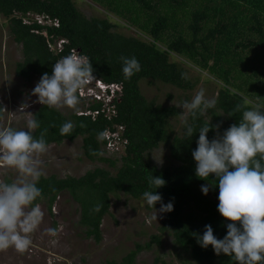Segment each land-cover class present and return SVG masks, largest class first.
<instances>
[{
	"label": "trees",
	"instance_id": "trees-1",
	"mask_svg": "<svg viewBox=\"0 0 264 264\" xmlns=\"http://www.w3.org/2000/svg\"><path fill=\"white\" fill-rule=\"evenodd\" d=\"M85 1L100 7L105 16L86 17L76 0H0V18L6 20L9 35L22 47L23 58L15 64L17 77L30 81L33 76L51 75L56 61L78 50L90 58L95 79L116 90L111 97L90 98L80 114L64 115L42 104L33 112L39 121L33 130L35 137L48 129V146L81 138L83 156L107 166L80 177L43 175L37 186L43 190L44 199L36 203H45L51 214L56 199L68 194L79 205L78 225L85 237L98 243L102 219L110 213L111 195L124 193L141 200L151 211L143 192L155 190L164 204L173 203V210L163 214L159 234L151 235L143 244L135 243L119 261L106 259L103 264H135L141 251L160 246L161 234L171 236L195 264H235L224 254L216 255L210 245L202 248L197 243L206 225L223 239L229 223L217 211L218 180L213 175L201 180L195 174L192 152L197 147L199 127L208 116L194 122L188 117L196 128L191 138L184 136V124L176 134L171 120L179 117L181 110L148 99L141 86L160 83L191 91L200 79L192 80L189 69L206 72L210 76L207 80L217 86L213 97L217 106L207 114L211 126L219 125L218 131L207 133V138L211 141L231 125H238L243 110L264 105V0ZM29 14L57 21V26L25 24L23 19ZM122 29L132 33L126 35ZM57 40L65 41L59 54L50 50ZM121 56H134L141 65V71L131 79L124 78ZM236 105L243 106L241 112L229 116ZM2 116L0 111V119ZM67 121L76 127L65 137L60 135V127ZM107 132L118 135L119 143L124 144L122 150L106 149ZM160 146L167 148L174 166L149 163V153ZM151 176L161 177L165 186L155 189L149 184ZM5 181L11 182L8 178ZM205 184L213 185L207 195L201 192ZM97 205L100 210L93 211ZM160 206L157 203L154 207ZM158 263L164 264L160 258L152 264Z\"/></svg>",
	"mask_w": 264,
	"mask_h": 264
},
{
	"label": "clouds",
	"instance_id": "clouds-1",
	"mask_svg": "<svg viewBox=\"0 0 264 264\" xmlns=\"http://www.w3.org/2000/svg\"><path fill=\"white\" fill-rule=\"evenodd\" d=\"M25 19L23 21L28 25L35 22L42 26H57V21L44 16L29 14ZM41 34L46 37L45 32ZM64 43L63 40H57L50 48L59 54ZM119 59L126 80L141 71L136 57L121 56ZM93 72L90 58L73 50L55 62L51 75L44 73L41 76L31 95L38 97L37 102L49 108L76 109L85 86L95 83L97 91L91 94L87 92L88 97H111L115 87L101 84ZM108 90L109 94L106 93ZM216 106L217 100L206 98L203 88L190 102L184 101L179 105L183 109L184 136L191 138L196 132L195 124L189 123V116L194 122L200 116H207L208 111ZM27 107L28 104L22 103L18 113L25 114ZM242 107L236 105L229 116L241 112ZM261 109H264V105L257 104L243 110L238 125H231L222 136L218 135L211 141L207 133L218 131L219 125L211 126L209 117L199 127L197 147L192 152L197 178L207 180L213 175L218 180L217 211L229 222L223 239H218L211 225H206L197 243L202 248L210 245L216 255L224 254L235 264H264V112ZM27 115L31 117L27 121L28 130L0 128V167L13 169L17 173V178L11 182L0 179V252L9 248L20 253L26 252L32 244L31 234L37 230L44 216L36 201L44 199L43 190L37 185L44 175L43 161L39 157L48 151L45 140L48 129H44L38 138L35 137L33 130L39 127V121L34 115ZM75 127L73 122H65L60 127V135L70 136ZM149 184L157 189L165 186L166 181L151 176ZM212 186L202 185V194L207 195ZM143 199L153 209L150 222H156L158 213L173 210V203L164 204L161 195L156 194L155 190L144 191ZM157 203L161 205L158 212L154 207ZM100 207L97 205L93 211H99ZM47 233L53 237L57 234L51 228L47 229Z\"/></svg>",
	"mask_w": 264,
	"mask_h": 264
},
{
	"label": "rangeland",
	"instance_id": "rangeland-1",
	"mask_svg": "<svg viewBox=\"0 0 264 264\" xmlns=\"http://www.w3.org/2000/svg\"><path fill=\"white\" fill-rule=\"evenodd\" d=\"M76 4L86 17L105 16L103 10L93 3L76 0ZM121 32L126 35L132 33L124 29ZM22 58L21 45L13 41L9 35L6 20L0 18V102L4 110L0 119V128L28 130L27 121L31 117L27 114L33 115L36 108L41 105L37 102L38 97L31 95L40 77L33 76L30 81H26L15 75V64ZM171 59L174 60V57L171 56ZM188 73L192 80L197 77L200 79L191 91L183 92L160 83L155 86L143 83L141 91L148 99H155L159 104L176 107L184 101L190 102L201 88L205 90L206 98L212 99L216 95L217 86L207 80L210 76L206 72L198 73L194 69H189ZM84 90L80 93V102L76 109L63 107L58 110L64 115L84 112L88 106V100L93 97H88L86 93L91 94L97 91V88L95 83H91L85 86ZM168 95L171 96L170 99L167 98ZM22 103L29 105L24 110L25 114L18 113ZM178 108L182 114L183 109ZM207 116L209 118L208 114ZM171 121L172 129L178 134L183 126L181 115ZM118 148L121 150L122 146L119 145ZM109 155L107 153L105 156L109 157ZM39 159L43 161L44 176L53 174L59 178L80 177L96 167L107 168L105 164L89 161L83 156L81 138L73 142L64 141L59 145L51 144L48 146V151ZM147 160L157 167L174 166L165 146L150 152ZM6 178L13 181L17 178V173L13 169L0 167V179ZM40 207L44 213L43 220L37 230L31 234L32 244L29 249L23 253L15 251L14 248L0 252V264H103L106 259L119 261L134 249L135 243L143 244L151 235L159 234L158 228L163 218V214L158 213L156 222H150L149 218L153 210L147 211L144 202L135 200L124 193L111 195L110 213L102 219L101 240L96 243L93 239L86 238L82 228L79 227V205L68 194H61L56 199L51 208V214L45 203H40ZM159 208H156L157 212ZM50 228L56 230V236L53 237L47 233V229ZM156 258H160L164 264H195L190 261L187 252L173 243L172 237L168 234H161L160 246L154 245L151 250L137 254L135 264H152Z\"/></svg>",
	"mask_w": 264,
	"mask_h": 264
},
{
	"label": "built area",
	"instance_id": "built-area-1",
	"mask_svg": "<svg viewBox=\"0 0 264 264\" xmlns=\"http://www.w3.org/2000/svg\"><path fill=\"white\" fill-rule=\"evenodd\" d=\"M111 137L116 138L114 141H111ZM105 138L108 140V143L106 145L107 150L116 151L119 150L118 146L120 145L119 139L115 134H109L108 132L105 134ZM124 145V144H123ZM122 145V146H123Z\"/></svg>",
	"mask_w": 264,
	"mask_h": 264
},
{
	"label": "bare ground",
	"instance_id": "bare-ground-1",
	"mask_svg": "<svg viewBox=\"0 0 264 264\" xmlns=\"http://www.w3.org/2000/svg\"><path fill=\"white\" fill-rule=\"evenodd\" d=\"M102 84V82H100ZM116 91V90H115ZM116 93V92H115ZM113 95V94H112Z\"/></svg>",
	"mask_w": 264,
	"mask_h": 264
}]
</instances>
